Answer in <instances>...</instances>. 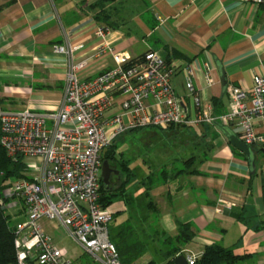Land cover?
<instances>
[{
  "label": "crops",
  "instance_id": "0c3cea01",
  "mask_svg": "<svg viewBox=\"0 0 264 264\" xmlns=\"http://www.w3.org/2000/svg\"><path fill=\"white\" fill-rule=\"evenodd\" d=\"M96 1L0 0L2 109L57 110L64 98L68 57L55 47L68 43L80 45L76 58L85 61L81 75L86 79L115 67V52L136 57L159 51L176 69L172 84L189 105L193 98L186 88L185 67L192 63L196 91L215 114L228 109L232 85L249 89L254 74L264 72V4L115 0L106 19L115 26H108L96 18ZM101 26L109 29L104 36L96 33ZM220 67L228 80L226 90ZM208 68L211 85L205 79ZM255 127L264 136V119H257ZM191 130L200 141V153L170 163L157 151L148 152L147 160L138 159L140 154H126L114 142L115 160L125 168L114 164L119 174L111 177V189L126 184L125 194L113 199L119 203L114 227L130 222L140 239L157 240L177 235L178 223H190L194 237L183 246L184 253L202 254L206 245L220 243L250 254L239 264H264V142L253 145L251 165L214 123ZM44 225L51 227L47 220Z\"/></svg>",
  "mask_w": 264,
  "mask_h": 264
},
{
  "label": "built area",
  "instance_id": "2783aa9c",
  "mask_svg": "<svg viewBox=\"0 0 264 264\" xmlns=\"http://www.w3.org/2000/svg\"><path fill=\"white\" fill-rule=\"evenodd\" d=\"M108 30L101 26L96 33L104 36ZM79 47H55L68 57L64 98L57 110L10 112L0 107V142L11 158L23 157L27 166L26 176L5 188L7 201L1 200L6 208L9 199L19 205L25 219L12 225L16 261L7 264H79L43 220L65 228L94 262L124 264L110 234L114 213L100 201V189L104 152L131 128L219 121L246 143L264 142L255 127L257 119H264V72L254 74L249 89L232 85L228 109L215 114L196 91L192 63L185 67L186 88L193 98L189 105L172 84L176 69L159 51L136 57L115 52V67L86 79L81 75L85 61L76 58ZM205 79L207 85L213 83L209 68ZM186 255L189 264H196L202 254Z\"/></svg>",
  "mask_w": 264,
  "mask_h": 264
},
{
  "label": "trees",
  "instance_id": "16d2710c",
  "mask_svg": "<svg viewBox=\"0 0 264 264\" xmlns=\"http://www.w3.org/2000/svg\"><path fill=\"white\" fill-rule=\"evenodd\" d=\"M113 1L115 0H98L92 5V7H95L97 10L96 18H103L108 26H115L113 21L106 20L110 13L108 5ZM176 126L177 125H171L168 128L173 129ZM115 152V145H112L110 149L108 148L105 151L103 161L108 160L111 163L115 160ZM190 160H193V157L189 158L187 162ZM120 165L122 168H125L124 162ZM26 171L27 166L23 157H17L16 159L11 158L0 142V264L16 261L15 233L10 223L12 215L7 212L8 208L5 207V204H2L1 200L7 201L4 194L5 188L11 184L13 179L25 177L27 174ZM125 185V182H123L122 186L116 190H112L111 184L110 186H106L102 181L100 201L103 205L108 207V205L113 202L115 196L125 194ZM178 226V234L175 236H168L164 240V243L170 245V248L165 252V256L167 257L165 264H176L174 258L178 253L182 252L183 246L189 243L194 237V232L190 223H178ZM136 232L137 229H135L134 225L130 222L123 223L119 227H115L114 232H110L111 238L116 243L121 260L124 264H134L139 257L148 250L150 240L140 239ZM248 256H250V254H240L237 253L234 248L225 247L220 243H213L204 247V251L196 264H239L240 261L246 259ZM146 264L158 263L155 259H151Z\"/></svg>",
  "mask_w": 264,
  "mask_h": 264
},
{
  "label": "rangeland",
  "instance_id": "374dc122",
  "mask_svg": "<svg viewBox=\"0 0 264 264\" xmlns=\"http://www.w3.org/2000/svg\"><path fill=\"white\" fill-rule=\"evenodd\" d=\"M205 124L209 125L210 123ZM193 127L179 126L172 131L163 130L167 128H158L156 126L139 127L138 129L127 130L126 132L122 133L120 135L122 136V138H119V136V139H116V145L118 149L122 150L126 154L130 152H133V155L140 154L141 158L139 157L138 159L141 160H147V157L145 155H149L148 152L157 151L158 153H160V156L162 155V153L164 154L166 163L173 162L174 158H177V160L180 161V159L187 158L192 153H200L201 144L199 139H196V137L192 134L191 128ZM112 145L109 147V149L112 147ZM117 163L118 161L113 160L111 162V166L114 167V164ZM178 166L181 165L178 163ZM114 169L116 168L114 167ZM7 205V212L12 214L10 221L12 225H14L18 221L25 220L24 217H21L20 215L22 213V209L19 205H15V203H13L11 199L8 200ZM11 205H13V207ZM108 208L113 213H115L119 208V203H117V201L112 202L108 205ZM15 211L16 213H14ZM44 221L45 220H43V225ZM114 225L115 218L111 221L110 232H114ZM49 226L51 227L47 231L52 234L56 242H58L61 246L66 247L70 254L76 257L75 259H77L79 264L85 262L91 264H99L97 262H94L90 255L84 253L83 248L71 236H69L65 228L61 227L56 229L54 227V223L51 222H49ZM165 239L166 237L161 236L159 239L157 238V240H150V244L148 247L149 251L140 256L136 264H146L151 259H155L158 264H165V262L167 261L165 252L170 248V245L168 243H164ZM185 254H187V252H185Z\"/></svg>",
  "mask_w": 264,
  "mask_h": 264
},
{
  "label": "water",
  "instance_id": "95a60500",
  "mask_svg": "<svg viewBox=\"0 0 264 264\" xmlns=\"http://www.w3.org/2000/svg\"><path fill=\"white\" fill-rule=\"evenodd\" d=\"M220 72H221V81L223 84L224 89H227L228 86V80L226 77V73L222 67H220ZM214 124L218 126L221 131L226 135L228 138L229 142L236 147L237 149L241 150L244 152L250 162L251 165L254 164V152H253V145L246 143L243 141L239 135L229 126L225 125L219 121H214ZM102 181L106 186H110L111 184V177L112 174H119V170L114 169V167L111 166V163L108 160L103 161V167H102ZM174 262L176 264H189L187 255L184 253L178 254L174 258Z\"/></svg>",
  "mask_w": 264,
  "mask_h": 264
},
{
  "label": "flooded vegetation",
  "instance_id": "af4514ba",
  "mask_svg": "<svg viewBox=\"0 0 264 264\" xmlns=\"http://www.w3.org/2000/svg\"><path fill=\"white\" fill-rule=\"evenodd\" d=\"M115 175L114 173L112 174V176Z\"/></svg>",
  "mask_w": 264,
  "mask_h": 264
}]
</instances>
